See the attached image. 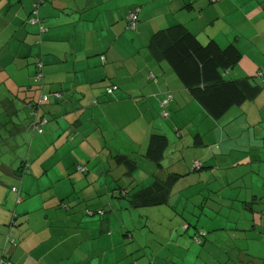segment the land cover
Returning <instances> with one entry per match:
<instances>
[{"label": "crops", "instance_id": "1", "mask_svg": "<svg viewBox=\"0 0 264 264\" xmlns=\"http://www.w3.org/2000/svg\"><path fill=\"white\" fill-rule=\"evenodd\" d=\"M135 10L139 21L131 29L128 14ZM33 18L41 21L35 24ZM176 23H184L203 43L210 39L221 46L234 42L242 59L232 78L255 75L264 66V0H0V37L6 39L0 42V83L8 91L0 93L4 107L0 116L5 114L6 125H14L6 138L33 133L30 140L22 138L30 143L26 154L7 162L0 158V168L5 169V175H0V261L91 264L98 254L90 243L101 234L109 238L113 229L109 224L105 227L110 220L87 215L86 209L105 210V205H111L110 194L117 191L111 189L115 177L110 175L111 160L124 170L121 186L140 188L138 167L127 175L126 167L114 157L125 153L146 158L153 131L168 136L165 154L168 157L173 147V158L163 161L161 171L155 164L150 167V180L158 174L165 177L172 168L190 172L192 164L176 146L177 136H183L187 125L181 127L172 113L176 116L196 102L194 107L212 118L170 65L149 47L155 31ZM39 58L45 76L38 89L49 94L40 109L48 118L42 132L30 129L33 119L25 105L37 92L33 76ZM211 124L216 126L213 120ZM196 134L206 145L199 127ZM196 134L194 147L199 142ZM127 144L134 147L125 149ZM94 165L98 166L95 172ZM96 173L102 174L97 187ZM94 188L107 195L105 201L94 199ZM14 222L16 245L7 237ZM93 222L99 225V235L90 230ZM256 234L257 242L264 243V236ZM110 243L97 248L101 259L125 251L120 241Z\"/></svg>", "mask_w": 264, "mask_h": 264}, {"label": "rangeland", "instance_id": "2", "mask_svg": "<svg viewBox=\"0 0 264 264\" xmlns=\"http://www.w3.org/2000/svg\"><path fill=\"white\" fill-rule=\"evenodd\" d=\"M2 29L0 26V31ZM3 39L1 36L0 42ZM239 70L238 65L230 69L228 75L234 77V72ZM6 88L5 83H0V93L6 94ZM1 102L0 99V110L4 109ZM195 104L176 116L172 113V118L179 121L181 127L187 125L183 126V136H177L176 146L190 165L199 160L208 167L187 172L190 174L176 184L168 203L131 208L125 204L126 200H120L119 183L123 184L124 170L111 160L110 175L115 176L114 181L111 178V189L117 191L110 194L111 205H105L106 216L96 214L94 217L110 220L105 227L109 224L113 235L108 238L101 234L92 240L90 245L95 247L94 254L98 255L92 258L91 264H103L104 261L105 264H264V243H258L254 237L256 233L264 236V88L255 99L235 106L219 119H207L205 113L194 107ZM4 115L0 116V139L3 138L0 140V158L7 162L12 161V156L26 154L30 143H24L22 138L30 140L33 133L16 137L18 141L11 140L13 137L6 138L14 125H6ZM211 120L216 123L215 127ZM173 127V133L177 135L176 125ZM198 127L205 133L207 144L194 147L193 137ZM217 139L220 142L212 144ZM130 146L134 147L132 144L123 147L128 149ZM111 149L116 148L111 146ZM172 151L173 147H170L164 164L173 158ZM135 159L138 162L137 183L141 181L138 184L141 187L150 183L148 171L155 165L147 158L138 156ZM97 168L94 165L93 172ZM3 173L5 175L2 167L0 175ZM101 175L96 173V187L102 183ZM95 188L94 199L105 201L107 195ZM16 223L12 224L13 236ZM90 230L98 231L99 235L98 224L93 222ZM113 240L120 241L125 251L112 253L113 257L108 260L101 259L97 248L106 247Z\"/></svg>", "mask_w": 264, "mask_h": 264}, {"label": "trees", "instance_id": "3", "mask_svg": "<svg viewBox=\"0 0 264 264\" xmlns=\"http://www.w3.org/2000/svg\"><path fill=\"white\" fill-rule=\"evenodd\" d=\"M38 6L39 3L35 6L37 17H39L37 13ZM32 20L36 21L35 24L41 21L40 18H33ZM128 26L130 27L129 20ZM149 47L170 65L184 87L189 89L192 96L215 119L221 118L231 108L241 106L246 101L256 98L264 88V76L260 74L264 71L262 68L255 75L240 78H232L228 75L230 69L235 68L242 59V52L234 42L221 46L217 40L210 39L208 42L203 43L184 23H176L155 31L150 39ZM34 63L35 73L33 77L37 94L35 93L25 102V105L30 107V118L33 115L31 112L33 109L38 110L40 117H45L41 114L40 109L45 103L44 97L46 94L38 89L44 83V64L40 58L35 59ZM39 63H42V66H39ZM39 73H43V75L40 80H37ZM115 87L117 86H109L112 90ZM50 93L56 94L55 91H50ZM41 99L43 100L40 103ZM196 138L199 141L196 144L197 146L204 144L201 135L196 134ZM169 145L170 141L166 134L159 131L151 133L144 156L151 160L160 171L164 168L163 161L166 158L165 153ZM114 158L118 164H123L126 167L127 175H132V172L138 167L137 160L128 154L117 153ZM170 165L173 167L176 164L172 162ZM204 167L208 166L204 162L196 160L193 162L191 169L197 171ZM186 175L188 173L172 168L167 171L165 177L158 174L148 185H143L140 188L136 189L129 185L120 186V200H126L125 204L131 208L166 204L169 202L176 184ZM106 212V210L100 208L95 210L86 209L87 215L90 216L99 214L104 217ZM102 219L105 220L101 217ZM12 237L14 238L13 235ZM198 240L203 243L201 239ZM14 242L15 244H13L16 245L15 238Z\"/></svg>", "mask_w": 264, "mask_h": 264}, {"label": "built area", "instance_id": "4", "mask_svg": "<svg viewBox=\"0 0 264 264\" xmlns=\"http://www.w3.org/2000/svg\"><path fill=\"white\" fill-rule=\"evenodd\" d=\"M128 20H129V23H130V26L132 28H136V25H137V21H138V10H135V11H132L129 13L128 15ZM36 22V21H35ZM39 66H42V63H39ZM261 75L264 76V71L260 73ZM43 73H39L38 74V77L36 78L37 80H40L41 77H42ZM109 91H112L111 88L108 89ZM45 99L47 98V96L45 95L44 97ZM43 99L40 100V103L42 102ZM32 121H31V124H30V127L34 130V131H38V132H42L43 131V126L44 124L48 121L47 118L45 117H40L39 114H38V110L36 109H33L32 111ZM165 114V113H164ZM79 168L81 170H85L86 168L84 166H81L79 165ZM14 190L16 191H19V189L17 187H14ZM13 235V231H10L8 233V240L12 243L15 244L14 242V238L12 237ZM0 264H14L10 261H5V260H1L0 261Z\"/></svg>", "mask_w": 264, "mask_h": 264}]
</instances>
